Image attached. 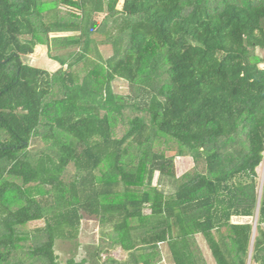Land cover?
<instances>
[{"label": "trees", "instance_id": "1", "mask_svg": "<svg viewBox=\"0 0 264 264\" xmlns=\"http://www.w3.org/2000/svg\"><path fill=\"white\" fill-rule=\"evenodd\" d=\"M118 2L0 0V264H212L208 233L221 263L264 264V0ZM37 46L53 73L22 61Z\"/></svg>", "mask_w": 264, "mask_h": 264}, {"label": "rangeland", "instance_id": "2", "mask_svg": "<svg viewBox=\"0 0 264 264\" xmlns=\"http://www.w3.org/2000/svg\"><path fill=\"white\" fill-rule=\"evenodd\" d=\"M122 4H123V0H119L118 4H117V8L121 9L122 8ZM101 16V17H100ZM95 15V17H100V18H95L94 17V22H93V29L94 31H97L99 24L102 22L103 20V16L102 15ZM75 30H50L49 35L50 37H57V36H71L73 35ZM166 57H162L159 59H152L149 58V61L144 63V71H142V64H143V60L140 64L139 67V73L140 75H145V76H150L151 78L157 77L160 74L163 73V71L160 70L159 66L162 63L166 62ZM22 61L27 64L30 65L34 68H38V69H42V70H46L49 71L51 73H53L57 68V63H55L54 61H51L48 56H47V52L45 47H40V48H36L33 55L31 56H26L22 58ZM142 71V73H141ZM154 72H158V74H154ZM161 72V73H159ZM149 75H148V74ZM113 89L116 93L118 94H125L127 92V84L126 82L116 79L113 83ZM176 153H168L167 156H175ZM264 156V154H263ZM174 165H175V173L176 176L180 177V175L182 174V172L186 171V165H187V161L184 158H179L176 157L174 158ZM256 172L258 174V184H260L258 186V192L260 193L263 183H264V160L261 163V165L256 169ZM157 177L158 174L156 173L154 175L153 178V185L156 184L157 182ZM256 219V218H255ZM233 221V219H232ZM236 221V222H235ZM250 223L253 227V236H252V240L250 242V246H249V250L250 252L252 251V245L254 242V238L256 235V231H255V221L254 219H239V220H235L233 223ZM43 226L42 222H36L33 224H30L28 226L29 229H33L35 227H41ZM100 237V227L98 226V223L96 221V219L94 217L89 216L88 214H84L83 215V219L81 221V226H80V232H79V240L80 243L82 244V250L78 253V255L80 257H87L88 256V252L91 250H93L96 246V244L98 243ZM199 243L201 244L200 246L202 248L205 249L204 251V256L208 257V262H211L212 264H223L220 261V253L218 251L217 245L212 237V235L210 233L208 234H204V236H199L198 237ZM71 248V244L69 245H65L63 247V250H67V248ZM65 252V251H64ZM206 253V254H205ZM112 256L114 258H116L117 260L123 261L126 257L124 256V253L122 252V250L117 249L116 251H114L112 253ZM214 256V258H213ZM103 258H105V255L103 256ZM164 264H172L170 263V255L165 253L164 254ZM168 261V263H167Z\"/></svg>", "mask_w": 264, "mask_h": 264}, {"label": "crops", "instance_id": "3", "mask_svg": "<svg viewBox=\"0 0 264 264\" xmlns=\"http://www.w3.org/2000/svg\"><path fill=\"white\" fill-rule=\"evenodd\" d=\"M98 16H100V15H98ZM101 17V16H100ZM100 17H95V18H100ZM104 17V16H103ZM74 33H75V31H74ZM36 48H40V46H37ZM35 48V49H36ZM35 49H34V51H35ZM46 49V48H45ZM186 161H187V165H186V171H184V172H182V174L181 175H183L185 172H187L188 170H190L192 167H193V163H192V160L190 159V158H188V157H186V158H184ZM180 175V176H181ZM234 219L235 220H239V219H242V218H233V222H234ZM236 222V221H235ZM235 224H244V223H242V222H237V223H235ZM123 252V251H122ZM124 253V252H123ZM124 256L126 257V254L124 253Z\"/></svg>", "mask_w": 264, "mask_h": 264}, {"label": "bare ground", "instance_id": "4", "mask_svg": "<svg viewBox=\"0 0 264 264\" xmlns=\"http://www.w3.org/2000/svg\"><path fill=\"white\" fill-rule=\"evenodd\" d=\"M199 1V0H198ZM205 1V0H204ZM187 4V3H186ZM179 12V11H178ZM178 12H177V14H178ZM114 95V94H113ZM113 97V96H112ZM128 97V96H127ZM260 185V184H259ZM253 227V226H252ZM257 227V226H256ZM256 240V239H255ZM252 256V255H251Z\"/></svg>", "mask_w": 264, "mask_h": 264}, {"label": "water", "instance_id": "5", "mask_svg": "<svg viewBox=\"0 0 264 264\" xmlns=\"http://www.w3.org/2000/svg\"><path fill=\"white\" fill-rule=\"evenodd\" d=\"M1 63H4V62H1Z\"/></svg>", "mask_w": 264, "mask_h": 264}]
</instances>
